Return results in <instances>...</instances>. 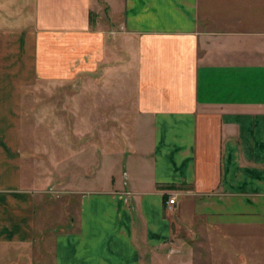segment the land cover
<instances>
[{
    "label": "crops",
    "instance_id": "obj_1",
    "mask_svg": "<svg viewBox=\"0 0 264 264\" xmlns=\"http://www.w3.org/2000/svg\"><path fill=\"white\" fill-rule=\"evenodd\" d=\"M148 255L264 264V0H0V264Z\"/></svg>",
    "mask_w": 264,
    "mask_h": 264
},
{
    "label": "rangeland",
    "instance_id": "obj_2",
    "mask_svg": "<svg viewBox=\"0 0 264 264\" xmlns=\"http://www.w3.org/2000/svg\"><path fill=\"white\" fill-rule=\"evenodd\" d=\"M130 89H131V85L130 84L129 85L127 84V86L124 87L123 93L121 95H123V97H124L127 94V92H129ZM36 104H37V107L36 108L38 110H40V108H41V102L38 101V102H36ZM66 122H67L66 124L69 125L71 123V120L66 119ZM115 124H116V121H113L114 129L117 131L116 134H115V137L117 138V140H121L122 135L119 133V130L120 129ZM22 125H23V142H24V146L26 147V145L32 144V143L33 144L34 143H37V145H40V140L42 139V137L45 138V136H46L43 129L50 125V121H48L46 118L45 119H42L38 115L35 117L34 116V113L31 114L30 113V110H28V108L24 107V116H23ZM88 140H89V134H85V135L82 136V141L83 142H87ZM27 149H28V147H27ZM25 152H26V148H25ZM97 152H98L97 153V161H98L99 158H100L99 157V150ZM27 157H29V156L28 155H25V153H24V161L26 160ZM124 159L125 158H122L121 159L119 166L114 167V174L115 175L118 173V170H119V172H122L120 176L121 177H125V173H124V171L122 169L123 164H124V161H125ZM36 162L38 163V165H40L39 164L40 163V160H36ZM32 168L35 171L36 170L40 171L42 169L48 170L49 171L48 173H50L49 176L50 175H56V173H57V170H56L57 167L56 166H45V167L34 166ZM121 169H122V171H121ZM24 170L25 171L26 170L27 171L30 170V165L27 163V161H26V164L24 163ZM68 170L71 171L72 170V166H66L65 167V172H68ZM52 199H53V201H51V202L48 199H45V204H47L49 206L52 205L53 207H55L57 205V202H58V204H60V202L54 196H52ZM43 208L44 207L42 205V202L40 201V198H38V202L36 204V217H37V219H42L41 217H42V213H43L42 212ZM53 217L54 218H53V221L51 222V224H52V226L53 225L55 226L56 220H57L56 218L57 217L55 215H53ZM44 236L45 235H44V232L42 231V229L38 228L37 229V232H36V237H35L36 238V242L34 243V245L32 247L33 250H34V254H36V255H40L41 253L47 254V255H50L51 254L50 244L52 242L53 235H51V234L50 235H47L48 239L45 240L47 246H45V247L42 248L40 246V242H41L40 240ZM204 248H205V250H201V254H202V252L203 253H207V254L209 253L210 254V252H211L210 249H212L213 247L207 246V247H204ZM198 249H200V248H198ZM164 252L166 253L167 250L164 251ZM164 252L162 254H164ZM197 254H200V252L198 250H196V256H197ZM146 258L148 259V263L147 264H150V258H151V256L149 257V255H148V256H146ZM36 263L38 264L39 262L38 261H35V264ZM160 264H166V263L163 262L162 260H160Z\"/></svg>",
    "mask_w": 264,
    "mask_h": 264
},
{
    "label": "built area",
    "instance_id": "obj_3",
    "mask_svg": "<svg viewBox=\"0 0 264 264\" xmlns=\"http://www.w3.org/2000/svg\"><path fill=\"white\" fill-rule=\"evenodd\" d=\"M174 203H175V197L174 196H172L171 198H169L167 200V205H173Z\"/></svg>",
    "mask_w": 264,
    "mask_h": 264
}]
</instances>
